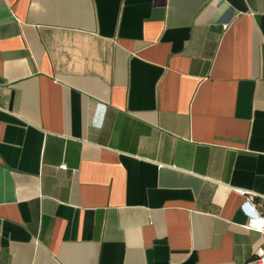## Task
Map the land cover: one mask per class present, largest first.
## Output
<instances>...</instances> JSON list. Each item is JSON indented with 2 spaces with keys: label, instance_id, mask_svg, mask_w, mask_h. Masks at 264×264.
Segmentation results:
<instances>
[{
  "label": "crops",
  "instance_id": "0c3cea01",
  "mask_svg": "<svg viewBox=\"0 0 264 264\" xmlns=\"http://www.w3.org/2000/svg\"><path fill=\"white\" fill-rule=\"evenodd\" d=\"M238 190L264 0H0V264H256Z\"/></svg>",
  "mask_w": 264,
  "mask_h": 264
},
{
  "label": "built area",
  "instance_id": "2783aa9c",
  "mask_svg": "<svg viewBox=\"0 0 264 264\" xmlns=\"http://www.w3.org/2000/svg\"><path fill=\"white\" fill-rule=\"evenodd\" d=\"M228 30V26L224 27ZM66 171L67 167H62ZM238 193L245 198L244 208L247 209L249 218L248 229L258 232L263 237V244L255 251V263L264 264V196L238 190Z\"/></svg>",
  "mask_w": 264,
  "mask_h": 264
}]
</instances>
